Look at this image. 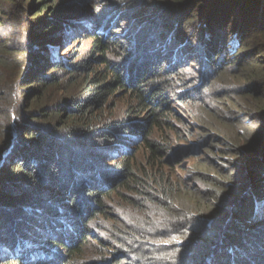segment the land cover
<instances>
[{"label":"trees","instance_id":"trees-1","mask_svg":"<svg viewBox=\"0 0 264 264\" xmlns=\"http://www.w3.org/2000/svg\"><path fill=\"white\" fill-rule=\"evenodd\" d=\"M26 1L6 2L10 21L0 23V165L6 156L4 164H13L0 178V264H87L88 257L93 264H264V132L240 150L206 129L204 151L236 150L242 163H226L242 164L248 178L224 196L220 179L207 174L200 181L205 198L173 174L184 149L168 135L166 142L152 138L158 129L187 141L201 134L171 107L201 118L207 97L196 95L209 92L214 78L223 79L233 65L239 81H247L239 98L264 92V0H103L112 9L95 8L96 0H32L36 19L47 16L31 23ZM196 16L193 38L171 22L189 17L191 23ZM132 19L138 22L118 34ZM85 39L91 47L82 61L60 56ZM195 49L207 70L198 81L185 77ZM64 76L84 84L81 93L47 97L51 89L68 94ZM151 80L161 85L146 89ZM169 88L178 92L164 109ZM121 95L136 116L151 114L148 121L105 118ZM253 97L243 101L249 112L243 118L253 119L260 109L262 101ZM140 151L144 161L137 159ZM109 162L116 167L106 169ZM210 162L205 167L225 178ZM203 200L217 208L207 214ZM92 224L99 246L89 242ZM108 231L112 237L103 239Z\"/></svg>","mask_w":264,"mask_h":264},{"label":"rangeland","instance_id":"rangeland-1","mask_svg":"<svg viewBox=\"0 0 264 264\" xmlns=\"http://www.w3.org/2000/svg\"><path fill=\"white\" fill-rule=\"evenodd\" d=\"M8 1L9 0H0V23L5 24V25H6L7 21H10L7 17L4 16L5 8H8V4L6 3ZM91 1L88 2V4H87L88 7H90ZM96 1H99V4L95 7L97 9H99V8L107 9L110 6H111L110 9L113 8V5L111 2L105 3L106 1L103 2V0H96ZM31 2H32V0L26 1V5H27L26 21L27 22L31 23V21H35V20H38L40 18L47 16V11H46V12H43L40 14V18L36 19L38 16L35 15L34 12H30L31 9H30L29 5L31 4ZM49 5L51 7H55V5H53V4H49ZM166 11L167 10L163 11L162 15ZM196 13H198L197 10H195V15H196ZM170 16H172L171 13H170ZM197 17L198 16H196V18H195L196 20L191 19V23H190L189 17H183V18L177 19V20L174 18L173 21H171V22L173 23L172 25H174L177 28V33L184 35L185 37L189 36V37L193 38V36H197V30H195L194 26H193L194 21H197ZM131 21H133L131 23V25L129 27L121 28L119 30L118 34H123L125 32V30H128L129 28L134 26L133 24H136V22H138V20H136V22H134L133 19ZM131 33H127V34L130 35ZM125 41L129 42L130 40L126 39ZM232 42H233V44L237 43L235 40H233ZM90 47H91V41L85 39L82 42L76 43L73 46H70L69 48H67L66 50L60 52V56L66 58V60H68V61H75L76 60L77 62H80L84 58H86V56L89 54ZM112 59H113L115 65L123 67L124 69L128 68L127 67V61L123 60L121 57H113ZM182 62H183V60H182ZM186 63L188 65V71H189L187 76H185L186 78L194 76L196 81H198V79H205L206 74H207V70L205 68L206 63L202 57V54L199 52L198 49H195V52L191 53V55L189 56V60L186 59ZM182 64H184V63H182ZM93 69L101 71L103 68L102 67H98V68L94 67ZM225 72H226V74L222 75L223 79H225V80H223L222 78H219V77H215L214 78L215 84L213 83L212 85H210L212 87L210 88L209 92H203L199 95H196L197 98L207 97V99L206 100L204 99V100H205L206 104L208 105V109H205L206 111L202 113L203 118L202 117L199 118L198 115H196L194 113V111L191 114L189 108H184V106H180L176 103H174L175 105H173L171 107L172 110L177 115H179L183 119L189 121L191 124L196 126L197 129L199 128L196 131L201 130V134H198V132H195L192 136L190 134L188 136V141H187L185 139L180 140L177 137V135H175L174 133H170V132H166L165 130L158 129L156 132H154L153 137H152L155 142H166V135H168L170 137L169 140L171 141L173 146H175L177 148L182 147L184 149V152H180V153H182V154L184 153L185 159H184V161H182L180 163V165L178 167H176V169L173 171V174L175 176H177L180 180H182L181 181L182 184L187 183L189 185V187L191 186L193 188H198V190H201L202 193L195 192L194 194L196 196L197 195H203V198L208 197V195L205 193V191H203L201 189V188H203V186L201 185L200 181H202L201 178L206 179L207 174H210L215 179H220L221 184H222V189L220 190V194L224 193V196H229V193L227 192L229 187H232L233 184H239V183H240L239 186L244 185V183L246 182V179L248 178L247 174H246L247 171L244 172V169L240 170L241 169L240 166H242V164L239 165L240 169H235L236 163H238V162L242 163L240 158H238L234 154V153H237L236 150L231 149L229 151H226V153L224 154V153H222V152H224V149H222L221 146H219V147H216V154L212 155V154L206 153L204 151V149L208 145V142L203 140V135L206 132V129H210L213 132L217 133L219 135V139L221 141L230 140L233 143V145L235 146V148L236 149L239 148L240 150L241 149L246 150L248 148L250 141L255 137L254 134H256V133L263 134V132H264V92L259 91L258 94L253 93L248 98H243V99L239 98L237 96V94H238V92H240L243 89V87L247 83V81H239V76H235L239 72L238 66L233 65L232 68L227 69ZM68 76L63 77L64 82L62 85L63 89H65L68 92V94L63 92L62 90L52 92V89H51L48 91L47 97H49V95H50V97H53V98L54 97L61 98V97L69 96V93H72V92L81 93V89L84 86V84H82V83L75 84L72 81L73 79L68 78ZM220 76H221V74H220ZM160 85L161 84L157 83V81L151 80L149 82V84L147 85L146 89L151 90L153 88L159 87ZM230 85H233L234 88L233 89L227 88V86H230ZM25 90H26V88H25ZM177 92L178 91H175V90L170 89V88L166 89L165 94L167 97L163 103V104H165L164 109H166L171 104V101H174L176 99ZM213 92H215V94H217V97L212 95V94H214ZM210 93H212V94H210ZM83 96H86V95H83ZM225 96H227L228 98H226ZM253 96L259 98L262 101V103L260 105H259V103L257 104V105H259L258 107H260V109H257L256 114L253 117V119L243 118V117H246L247 114H249V112L246 110V105L243 103V101L248 100L251 102V98H252V102H255V98ZM210 97L214 98L215 104H213L209 100ZM201 100H203V99H201ZM38 101H40V100H34L33 102L35 104H37ZM44 101H46V100H43V102ZM30 103H31V101H30ZM26 105H27V103H26ZM214 105H216V106H214ZM133 107L134 106L129 103V97H125L124 95H121V96H119V99L113 101L111 108L106 110L105 118L113 117L114 120H119V119H126L127 117H135V118H138L139 120H142V121H148L149 116L151 114L136 116V113L134 111H132ZM201 107L204 108L203 106H201ZM31 111L36 112L34 110V107L31 108ZM127 111H129V112H127ZM259 111H262L263 113H259ZM201 125H203V126L201 127ZM236 126H239L240 133H241L240 137L237 135V131L235 129ZM18 132H19V128L17 127L16 131H15L16 138L19 134ZM181 136L185 137L183 135H181ZM139 146L140 145L135 146L134 148L137 149V148H139ZM172 154L174 155V153H172ZM172 154L170 155L171 157L173 156ZM175 155H179V153H175ZM146 157H147V155L142 154L141 151L137 155L138 161H140V160L144 161L146 159ZM8 158H10V156L9 157L6 156V158L3 159V162L0 165V178L1 177L4 178L5 176H7V173H8L7 171H10L12 169L13 164H9V165L4 164V162L7 161ZM208 158L212 159L213 162L216 163V165L218 167H220L224 170V172L226 173L225 178H223L222 176L213 172L212 169L205 167L204 161L208 160L210 162V160ZM229 160L230 161L232 160V162H234L235 164L229 166L226 163V162H229ZM213 162H210V163H213ZM114 167H116V164H113L111 162L106 164V169L107 168L112 169ZM239 172H242V173H239ZM169 173H170V170H169ZM7 179H8V177H7ZM8 180L6 182H9ZM197 186H199V187H197ZM190 190L192 191L193 189H190ZM221 198L222 197H219L217 201H220ZM203 205L205 206L206 210L208 208H210L207 211V214L209 212H213V210H215V208H217L214 206V204H212L211 201H208V200H203ZM216 211H217V213L219 212L218 210H216ZM176 212H178V211H176ZM205 218H211V217L208 216ZM101 225H103V224H101ZM91 226H92V229H90V231H89V235H90L89 242H91L90 245L91 246H93V245L99 246L100 244L95 242V241H97L99 235L96 231H93L95 229L94 225L92 224ZM95 226L101 230V227L99 225L96 224ZM104 226L107 228V225H104ZM102 235H103V239H110L112 237V235L109 231L106 232V234L102 233ZM64 241H65V239H64ZM90 248L91 247H89V249ZM88 253H89V251H88ZM94 261H96L95 258L88 257V259L83 261V263H87V264L92 263L93 264Z\"/></svg>","mask_w":264,"mask_h":264}]
</instances>
